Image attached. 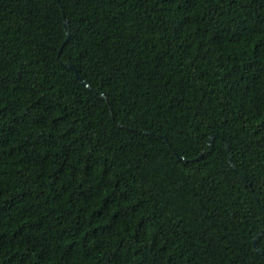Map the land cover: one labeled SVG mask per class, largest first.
I'll return each mask as SVG.
<instances>
[{
	"label": "trees",
	"instance_id": "trees-1",
	"mask_svg": "<svg viewBox=\"0 0 264 264\" xmlns=\"http://www.w3.org/2000/svg\"><path fill=\"white\" fill-rule=\"evenodd\" d=\"M0 264H264V0H0Z\"/></svg>",
	"mask_w": 264,
	"mask_h": 264
},
{
	"label": "water",
	"instance_id": "water-1",
	"mask_svg": "<svg viewBox=\"0 0 264 264\" xmlns=\"http://www.w3.org/2000/svg\"><path fill=\"white\" fill-rule=\"evenodd\" d=\"M64 25H65V23H64ZM65 40H67V36H66V39ZM59 52H60V49L58 50V53L57 54H59ZM66 67L69 68L70 70H72L75 78L77 80H79L82 85H85V83L80 80L79 76L77 75V73H76V71H75V69H74V67L72 65H67ZM215 137H216V135L211 136L210 138H208L207 141H206V144L208 145L211 142V139L212 138H215ZM225 150L228 151V147L227 146H225ZM201 155H200V157H201ZM228 162H230V159H228ZM252 246H253V248H255V239L252 240ZM257 252H259V251H257Z\"/></svg>",
	"mask_w": 264,
	"mask_h": 264
}]
</instances>
